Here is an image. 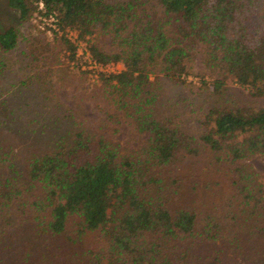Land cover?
Here are the masks:
<instances>
[{
	"label": "trees",
	"instance_id": "obj_1",
	"mask_svg": "<svg viewBox=\"0 0 264 264\" xmlns=\"http://www.w3.org/2000/svg\"><path fill=\"white\" fill-rule=\"evenodd\" d=\"M42 2L60 29L73 28L80 38L99 30L110 38V49L89 45L98 60L123 65L102 77L100 109L114 129L127 121L146 137L134 149L119 150L101 133L73 127L21 168L0 139V242L6 226L22 217L35 236L75 245L84 264H172L170 249L176 240L194 237L198 221H204L201 234L208 240L219 232V238L240 241L244 235L235 230L244 225L264 234L259 174L245 161L264 154V102L221 99L228 80L264 96V0ZM6 3L20 21L35 8L31 0ZM16 37L12 25L1 30L0 49L12 48ZM38 38L35 47L29 42L33 69L49 48ZM61 43L72 57L73 42L61 36ZM198 50L212 74L200 81L205 103L179 94L162 98L163 80L181 86ZM192 115L195 133L184 120ZM203 149L214 153L204 173L224 164L220 177L173 173Z\"/></svg>",
	"mask_w": 264,
	"mask_h": 264
},
{
	"label": "rangeland",
	"instance_id": "obj_2",
	"mask_svg": "<svg viewBox=\"0 0 264 264\" xmlns=\"http://www.w3.org/2000/svg\"><path fill=\"white\" fill-rule=\"evenodd\" d=\"M35 11L20 21L17 11L9 7L6 0H0V31L12 25L17 33L16 43L12 48L0 49L2 149H9V157L15 160L16 167L21 168L29 156L51 149L60 137L66 135L73 127L101 133L119 150L136 148L146 137L145 133L135 131L127 121L114 125L115 129L113 124L105 122L100 109L103 106L99 104V90L102 77L107 75L99 74L94 77L72 65V57L61 43V31L48 29L50 25L47 17H42ZM38 36L43 37L49 48L44 54V59L42 57L40 61V67L33 69L35 63L30 62L29 42L32 41L31 47H35ZM81 39L88 47L94 42L101 49L107 50L111 47L110 38L99 30L86 34ZM122 66L121 61L117 60L112 69L118 70ZM149 78H152V74ZM201 78L209 81L212 74L204 66L202 53L198 50L184 75L183 84L173 85L171 81L163 80L160 96L167 98L180 95L188 100H202L201 102L205 103L207 91L199 87L202 86ZM221 99L230 104L246 106H256L264 102V96H251L246 87L229 80ZM197 115L184 119L186 127L192 133L199 130ZM213 154L212 151L203 149L194 160L183 159L173 168V173L179 172L192 178L199 173L205 174L204 171H208L205 164ZM245 161L259 174L257 195L264 206V154H253ZM220 166V171L210 174L212 177H220L223 174L224 164ZM201 184L202 180L198 182V185ZM22 220V217L15 218L12 224L6 226L7 237L3 236L0 242V264H84L75 255V245H68L59 239H50L44 235L35 236L29 230L27 222ZM263 220L262 215L260 225ZM196 224L194 237L180 238L170 249L172 264H264L262 232L261 235L255 231L247 232V226L244 225L235 230L236 233L244 235L239 238L240 241L219 238V232H216L218 239L208 240L201 234L204 221H198ZM91 238L92 235L88 234L84 241L88 239L89 242ZM70 251L72 254H69Z\"/></svg>",
	"mask_w": 264,
	"mask_h": 264
},
{
	"label": "built area",
	"instance_id": "obj_3",
	"mask_svg": "<svg viewBox=\"0 0 264 264\" xmlns=\"http://www.w3.org/2000/svg\"><path fill=\"white\" fill-rule=\"evenodd\" d=\"M31 1L35 5V8L32 10V12L36 10L35 12H38L40 16L47 17V19L49 20L50 28L48 29L56 32L60 30V35L67 37L71 42H73L74 53L70 60L72 65L78 66L80 69L86 71L89 75H92L94 77L98 76L99 74L108 75L112 72H116L121 69H112V67L114 66V64H116L117 61H101L92 56L90 48L88 47V45H86V42L84 40L77 36V31L75 29L69 27L60 29L56 22L57 19L55 17V13H44L42 0Z\"/></svg>",
	"mask_w": 264,
	"mask_h": 264
}]
</instances>
